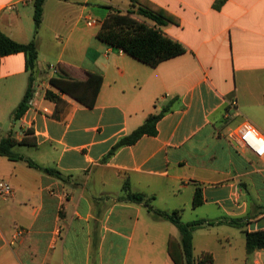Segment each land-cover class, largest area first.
<instances>
[{
	"label": "crops",
	"instance_id": "obj_1",
	"mask_svg": "<svg viewBox=\"0 0 264 264\" xmlns=\"http://www.w3.org/2000/svg\"><path fill=\"white\" fill-rule=\"evenodd\" d=\"M34 1L0 0V31L22 43L36 40L38 49L33 95L19 119L14 111L30 80L26 55L0 54V142L15 138V153L64 178L0 155V182L12 187L0 193V264H175L168 240L180 238L179 229L166 233V219L143 202L123 200L126 181L153 197L155 209L178 210L182 219L191 208L194 217L183 222L264 216V158L228 136L242 123L241 103L258 106L245 121L264 134V0H150L176 17L163 29L187 48L157 66L97 36L106 6L126 11L129 0H45L37 33ZM52 66L78 79L100 76L94 105L55 88ZM165 106L156 134L109 154ZM24 138L30 144H21ZM198 187L203 203L194 207ZM224 226L194 231L195 256L264 264V248L248 253L241 228L237 247L235 231Z\"/></svg>",
	"mask_w": 264,
	"mask_h": 264
},
{
	"label": "trees",
	"instance_id": "obj_2",
	"mask_svg": "<svg viewBox=\"0 0 264 264\" xmlns=\"http://www.w3.org/2000/svg\"><path fill=\"white\" fill-rule=\"evenodd\" d=\"M45 0L34 1V21L36 33L42 24L43 4ZM131 7L123 11L113 5H107L108 16L103 21L98 38L107 45L121 50L151 66H157L162 61L186 52L187 48L180 41L165 33L164 27L170 23H176L177 19L170 12L154 4L150 0H129ZM23 52L26 55V68L30 73V80L27 91L14 111V118L19 119L29 108L33 95V86L38 73V49L36 40L28 43L18 42L0 31V54L9 55ZM101 77L88 74L84 79L73 77L69 69L64 66L58 67V75L51 78V84L61 93L67 94L88 106H93L101 87ZM50 98H58L52 92H48ZM168 108L165 106L161 111L152 113L146 121L130 134L121 138L111 149L110 155L114 154L120 147L136 142L144 134L154 135L157 133V122L162 118ZM30 133L29 130L26 134ZM15 138L9 136L0 142V155L11 160H24L29 166L37 168L45 173L64 178L63 173L55 168L44 167L31 158L15 153L12 148L18 144ZM21 144H30L24 138ZM122 199L132 202H143L150 212L157 217L174 223L179 231L180 238L170 236L168 240V252L175 264H214V257L211 252H203L199 256L194 254V231L207 226L227 224L244 230L246 234V248L248 253L264 248V229L251 231L248 229L251 219L250 215L243 217H225L218 220L195 219L183 222L178 210L167 212L155 209L152 205V198L144 193L134 192L129 181L124 183ZM203 203L202 189H196L193 206L197 207ZM264 213V205L261 206Z\"/></svg>",
	"mask_w": 264,
	"mask_h": 264
},
{
	"label": "built area",
	"instance_id": "obj_3",
	"mask_svg": "<svg viewBox=\"0 0 264 264\" xmlns=\"http://www.w3.org/2000/svg\"><path fill=\"white\" fill-rule=\"evenodd\" d=\"M16 3H10L7 8H15ZM90 25L97 23V20L90 19L88 22ZM51 70L57 74L58 67L52 66ZM38 85L35 83V86ZM230 109H237V102L232 101L230 103ZM235 113V112H234ZM234 113H227V118L233 117ZM229 138L233 139L239 147L246 148L253 152L258 157L264 158V134H262L254 125L248 121H244L241 124L232 128L228 133ZM12 190V187L7 182H0V193L8 194Z\"/></svg>",
	"mask_w": 264,
	"mask_h": 264
},
{
	"label": "rangeland",
	"instance_id": "obj_4",
	"mask_svg": "<svg viewBox=\"0 0 264 264\" xmlns=\"http://www.w3.org/2000/svg\"><path fill=\"white\" fill-rule=\"evenodd\" d=\"M240 106H241L242 112H243V116L241 118H239L240 123L245 121V120H251L254 117V114H259L258 106H252V107L245 106V107H243L242 103L240 104ZM13 150H15V149H13ZM16 152H17V150H16ZM193 217H194V214L192 213L191 208H187V209H185L184 214L182 215V220L183 221L190 220ZM164 223H166L165 224L166 225V233L171 232L170 231L171 229H178V227L174 223H171L170 221L166 220V222H164ZM207 229H219V227L216 226V227L207 228ZM223 229H233V231H235L234 232L235 233L234 242H235V245L238 247V243H239L240 239H242V237H244V233L241 230H239L238 228H235L232 226H224ZM166 235H168V234H166ZM209 235L210 234H206V236H205V241L207 243L210 242V239L208 238Z\"/></svg>",
	"mask_w": 264,
	"mask_h": 264
},
{
	"label": "water",
	"instance_id": "obj_5",
	"mask_svg": "<svg viewBox=\"0 0 264 264\" xmlns=\"http://www.w3.org/2000/svg\"><path fill=\"white\" fill-rule=\"evenodd\" d=\"M260 229H264V216L249 223V230L254 231Z\"/></svg>",
	"mask_w": 264,
	"mask_h": 264
}]
</instances>
